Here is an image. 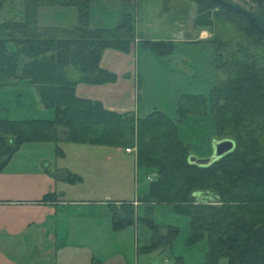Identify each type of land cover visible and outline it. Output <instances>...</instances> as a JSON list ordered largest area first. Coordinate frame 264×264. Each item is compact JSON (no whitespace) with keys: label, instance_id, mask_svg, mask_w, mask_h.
<instances>
[{"label":"trees","instance_id":"16d2710c","mask_svg":"<svg viewBox=\"0 0 264 264\" xmlns=\"http://www.w3.org/2000/svg\"><path fill=\"white\" fill-rule=\"evenodd\" d=\"M7 1L0 0V82L27 80L55 116L49 121L0 120V172L27 143H53L58 153L64 142L134 148L137 169L154 176L139 198L149 210L146 223L152 232L145 250L172 244L175 231L161 234L148 218L151 203H160L189 219V245L207 240L201 264L224 258L228 264H264V0H193L194 26L213 31V66L225 79L208 97L181 95L175 119L157 109L143 116L120 114L75 95L78 83L115 80L99 61L105 49L128 52L135 42L131 13H122L107 28L91 24L94 0H23L18 19L4 16ZM42 5L75 8L77 25L40 27ZM139 45L160 58L174 52L170 41L141 40ZM207 114L215 140H232L235 147L208 166L190 164L192 154L177 124ZM135 215L130 203H120L112 208L113 227L134 224L140 220Z\"/></svg>","mask_w":264,"mask_h":264},{"label":"crops","instance_id":"0c3cea01","mask_svg":"<svg viewBox=\"0 0 264 264\" xmlns=\"http://www.w3.org/2000/svg\"><path fill=\"white\" fill-rule=\"evenodd\" d=\"M37 21L40 27H58L50 24L40 25L39 12ZM207 33V30L200 29L196 37L184 42L189 48L199 47L204 51L206 46L209 50ZM138 41L141 39L136 38L129 47L134 54L138 53L136 51L140 46ZM173 44L175 52L178 46L176 42ZM210 48L211 51L209 50L205 59L206 69L214 72V52L213 47ZM140 51L144 58L153 57L159 64L167 65L168 91L157 97L159 101L163 98L165 102L160 101L156 107L149 104L147 100L149 91L145 86L140 88L138 73L134 71L132 74L129 71L130 62L124 56L130 52L122 55L123 53L120 54L122 51L115 49H105L99 61L100 68L114 74L115 80L102 85L78 83L75 95L81 99L98 101L107 110L122 111L120 114L153 109L163 112L170 109L176 114L177 100L181 95H201L188 92L187 87L191 86V81H200V74H204L201 73L204 66L197 67L196 62L183 53L179 54V63L174 64L170 63V59L167 63L164 61L166 57L160 58L143 48ZM54 116L52 109L45 108L40 103L37 88L27 80L10 79L0 82V120L49 121ZM203 119L190 116L187 120L200 123ZM210 124L213 127V122ZM58 147L60 153L56 151L53 143L24 144L11 156L0 172V264H106L105 253L101 254L99 251L101 244L108 241L107 237L104 241L101 238L103 225L107 227L108 234L113 232L112 208H118L123 202L130 203L135 209L136 218H139L137 216L139 207L146 206L139 199L133 201L116 199L110 202L108 198V201L104 202L85 198L86 193L95 194L97 190L95 187L89 189L81 187L84 184L81 162L77 166L67 162L73 153L90 147L92 151L88 155V162L91 165L88 167L89 174L98 171L94 163L97 154L106 162L114 160L115 155L109 150L132 155L136 168L134 151L125 152L126 148L66 142L59 143ZM211 153L212 150L202 151L200 158H207ZM91 178L93 179V175ZM81 218L89 220L88 226L81 222ZM136 223L137 220L134 224ZM97 228L99 231L95 232ZM99 241L101 243L97 248L96 244Z\"/></svg>","mask_w":264,"mask_h":264},{"label":"rangeland","instance_id":"374dc122","mask_svg":"<svg viewBox=\"0 0 264 264\" xmlns=\"http://www.w3.org/2000/svg\"><path fill=\"white\" fill-rule=\"evenodd\" d=\"M22 3L23 0H8L4 6V11L7 13L4 16L18 19L20 17L18 12L23 10ZM38 12L40 25L50 24L52 26L71 28L78 23L76 9L73 7L42 5ZM124 12L131 13L134 18L135 40L140 38L141 40L177 43L178 50L173 52L171 56L166 57L165 62L168 63L170 61V63L178 64L179 54L183 53L186 56H190L196 62L197 67L199 65L204 66V70L201 72L204 74H200V81H191V86L187 87L188 92H196L208 97L211 91L210 88L225 79V73L206 69L207 62L205 59L211 49L210 47H212L210 43L207 44L210 46L209 50L205 46L204 51H202L199 47L189 48L184 42V40L196 37L200 29L207 30L209 41L213 33L210 29L194 26L197 6L193 0H130L128 5L118 0H94L91 3V24L112 28L121 20V14ZM132 44H130V47ZM138 47L136 48L138 52L136 54L133 53V50L130 51V48L128 51L130 52L129 55H126L127 52H119H121L120 54L123 53L122 55H126L124 56L125 59H129L131 66L129 71L132 74L134 71L136 74L138 73L140 88L143 86L147 88L149 91L147 95L149 99L147 100L152 107H156L160 101L165 102L163 98H160L159 101L157 97L161 93L168 91V68L167 65L159 64L153 57L144 58L141 55V47ZM168 59L170 60L167 61ZM143 61L145 62L143 63ZM183 90L185 89L183 88ZM115 112L121 113L122 111ZM147 112L149 111H139L138 115L143 116ZM164 112L168 117L176 118L175 111L166 109ZM208 115L200 123H192L189 120H185L177 124L179 126V137L188 144L192 156L200 158L202 157V151L212 150V142L215 140V135L210 124L212 123L211 117ZM84 149L73 153L72 156L70 155L67 162L76 166L81 162V172L84 174L82 188H96L97 192L95 194L86 193L85 198L98 199L104 202L108 201V198L110 202L116 199L137 200L144 195L149 182L154 179L153 175H146L144 171L138 170L137 167L135 168L132 155L117 153L114 152L115 150H109L115 155L112 162H106L97 154V157L94 158V163L97 165L98 171L89 174L88 155L92 150L90 147ZM91 175H93V179ZM151 209V214L148 218L154 225L159 226V233L165 235L168 230L175 231L172 244L169 247L159 246L148 251L143 248L149 245L152 232L146 223L149 210L147 206L142 205L137 213L140 219L137 221L138 223L121 229L113 227V232L109 234L106 232L107 227L103 225L101 238L104 241V238L107 237L108 241L101 244L99 252L101 254L105 253L106 256L104 258L106 257L105 261H107L105 263L175 264L177 260H181L183 264H201L207 253V240L203 239L193 245H189V219L177 214L173 207L167 204L151 203ZM81 222L88 226L89 220L81 218ZM98 231V228L95 229V232ZM96 240L98 241V238ZM100 243L101 241L96 244L97 248H99ZM218 264H228V261L224 258Z\"/></svg>","mask_w":264,"mask_h":264},{"label":"water","instance_id":"95a60500","mask_svg":"<svg viewBox=\"0 0 264 264\" xmlns=\"http://www.w3.org/2000/svg\"><path fill=\"white\" fill-rule=\"evenodd\" d=\"M235 144L232 140H214L212 142V153L207 158L189 157V163L198 166H208L224 155L233 151Z\"/></svg>","mask_w":264,"mask_h":264},{"label":"built area","instance_id":"2783aa9c","mask_svg":"<svg viewBox=\"0 0 264 264\" xmlns=\"http://www.w3.org/2000/svg\"><path fill=\"white\" fill-rule=\"evenodd\" d=\"M125 151H126V152H133V151H135V149H134V148H131V149L126 148Z\"/></svg>","mask_w":264,"mask_h":264}]
</instances>
